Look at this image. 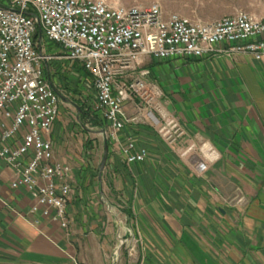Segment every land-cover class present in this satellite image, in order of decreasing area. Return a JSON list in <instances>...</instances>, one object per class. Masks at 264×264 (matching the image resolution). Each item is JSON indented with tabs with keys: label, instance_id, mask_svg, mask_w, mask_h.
<instances>
[{
	"label": "crops",
	"instance_id": "0c3cea01",
	"mask_svg": "<svg viewBox=\"0 0 264 264\" xmlns=\"http://www.w3.org/2000/svg\"><path fill=\"white\" fill-rule=\"evenodd\" d=\"M42 44L51 57L45 77L62 97L60 114L68 103L57 79L64 64L91 78L60 47ZM135 79L144 82L148 98L124 102L126 116L137 120L117 142L109 140L102 170L86 164L81 134L58 123L59 115L53 125L54 160L69 165L73 176L66 228L52 220L53 212L31 213L34 198L11 188L15 174L0 161V264H113L126 227L139 247L133 262L121 250L120 264H264V59L223 52L143 57L120 83ZM157 110L185 132L173 145L147 117ZM129 139L147 150L143 163H125L120 150ZM202 143L217 160L200 175L196 150H186Z\"/></svg>",
	"mask_w": 264,
	"mask_h": 264
},
{
	"label": "built area",
	"instance_id": "2783aa9c",
	"mask_svg": "<svg viewBox=\"0 0 264 264\" xmlns=\"http://www.w3.org/2000/svg\"><path fill=\"white\" fill-rule=\"evenodd\" d=\"M43 40L60 47L90 76L107 138L117 142L125 125L137 120L126 116L124 102L129 96L148 98L141 79L120 83L140 59H201L223 52L260 61L264 19L238 12L194 22L178 14L164 16L157 4L120 8L105 0L0 1V159L15 174L11 188L34 193L31 213L53 212L52 220L66 228L73 176L69 165L54 160L50 134L60 98L44 74L51 57L43 52ZM157 114L147 117L160 138L168 145L178 142L185 133L180 123L160 110ZM120 151L128 165L148 156L130 139ZM201 151L216 158L207 144ZM198 169L204 171L205 163Z\"/></svg>",
	"mask_w": 264,
	"mask_h": 264
},
{
	"label": "rangeland",
	"instance_id": "374dc122",
	"mask_svg": "<svg viewBox=\"0 0 264 264\" xmlns=\"http://www.w3.org/2000/svg\"><path fill=\"white\" fill-rule=\"evenodd\" d=\"M113 7L130 8L133 6H150L153 4L159 5L164 16L169 14H178L194 22H213L219 21L235 15L238 12H245L252 17L264 19V0H105ZM74 63L64 64L62 73H59L57 78L61 85L65 88V97L68 99L67 105L61 106L58 123L65 122L70 126L72 132H77L82 135V147L85 153L86 164L99 168L104 152V143L108 148L110 145L107 138L103 119L97 111L96 95L93 85L88 76L81 68L73 67ZM141 99V98H140ZM78 108L82 107L84 111L92 114L91 120L81 122L78 120ZM154 115L157 113L153 111ZM94 123V124H93ZM96 123V124H95ZM175 144V143H174ZM193 147L190 152L196 150L194 155L196 169L198 173H204L208 166L214 163L217 158L209 159L202 153L203 145ZM173 145V144H172ZM190 149L187 148V150ZM186 150V151H187ZM3 162V160L0 159ZM205 163L206 169L201 171L198 169V164ZM90 163V164H89ZM11 170L12 168L9 167ZM202 175V174H200ZM30 193V192H29ZM33 198L34 193H30ZM127 235L125 237L126 245L122 248V253L128 261H135L137 256V248L139 247L138 237L134 235V231L130 227H126ZM125 244V243H124ZM122 253H120V262L122 261ZM119 262V264H120Z\"/></svg>",
	"mask_w": 264,
	"mask_h": 264
},
{
	"label": "water",
	"instance_id": "95a60500",
	"mask_svg": "<svg viewBox=\"0 0 264 264\" xmlns=\"http://www.w3.org/2000/svg\"><path fill=\"white\" fill-rule=\"evenodd\" d=\"M59 97H61V96L59 95ZM72 105L75 106L76 109L79 111V108L75 104L72 103ZM107 156H108V146H107V144L105 142L104 143L103 158H102V161H101V164H100V170H102L104 168L106 160H107ZM124 243H125V239H123L121 241L120 246L116 250L113 264H119V262H120V253H121L122 248L124 247Z\"/></svg>",
	"mask_w": 264,
	"mask_h": 264
},
{
	"label": "trees",
	"instance_id": "16d2710c",
	"mask_svg": "<svg viewBox=\"0 0 264 264\" xmlns=\"http://www.w3.org/2000/svg\"><path fill=\"white\" fill-rule=\"evenodd\" d=\"M78 112H79L78 120H80L81 122H84L86 120H90L92 122V120H91L92 114L91 113H89L88 111L87 112L84 111L82 107L79 108ZM102 123H103V126L106 127L105 122H102Z\"/></svg>",
	"mask_w": 264,
	"mask_h": 264
}]
</instances>
